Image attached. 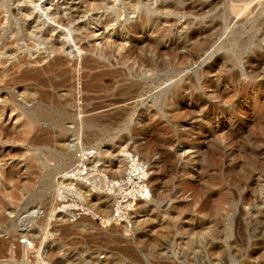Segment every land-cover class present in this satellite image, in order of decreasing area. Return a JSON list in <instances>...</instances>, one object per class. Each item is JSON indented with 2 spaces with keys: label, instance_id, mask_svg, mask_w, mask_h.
<instances>
[{
  "label": "rangeland",
  "instance_id": "1",
  "mask_svg": "<svg viewBox=\"0 0 264 264\" xmlns=\"http://www.w3.org/2000/svg\"><path fill=\"white\" fill-rule=\"evenodd\" d=\"M250 1L0 0V264H264Z\"/></svg>",
  "mask_w": 264,
  "mask_h": 264
},
{
  "label": "bare ground",
  "instance_id": "2",
  "mask_svg": "<svg viewBox=\"0 0 264 264\" xmlns=\"http://www.w3.org/2000/svg\"><path fill=\"white\" fill-rule=\"evenodd\" d=\"M254 0H252V1H250V2H248V3H246V5H248V4H250L251 2H253ZM163 4V3H162ZM245 4V3H244ZM242 6V5H241ZM36 7V6H35ZM129 7H131V6H129ZM189 8H187V10L188 11H191V10H193V7H190V6H188ZM254 7V6H253ZM153 8V7H152ZM151 8V9H152ZM235 9V8H234ZM243 40V39H242ZM246 43L248 42V40L247 41H245ZM239 49H245V43L244 42H242V41H240V43H239V45L237 46ZM242 52V51H241ZM240 54V52H238L236 55H239ZM249 63H250V61H249ZM133 165H135L134 163H133ZM137 168H138V165L136 166ZM130 175V174H129ZM7 178V180H9L8 178H10V175H7L6 176ZM111 185V184H110Z\"/></svg>",
  "mask_w": 264,
  "mask_h": 264
}]
</instances>
